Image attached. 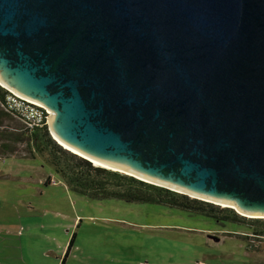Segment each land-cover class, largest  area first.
<instances>
[{
    "label": "water",
    "instance_id": "1",
    "mask_svg": "<svg viewBox=\"0 0 264 264\" xmlns=\"http://www.w3.org/2000/svg\"><path fill=\"white\" fill-rule=\"evenodd\" d=\"M0 84L92 164L264 218V0H0Z\"/></svg>",
    "mask_w": 264,
    "mask_h": 264
},
{
    "label": "rangeland",
    "instance_id": "2",
    "mask_svg": "<svg viewBox=\"0 0 264 264\" xmlns=\"http://www.w3.org/2000/svg\"><path fill=\"white\" fill-rule=\"evenodd\" d=\"M17 119L3 122L15 131ZM249 228L165 206L89 199L68 190L42 158H0V264H264V239Z\"/></svg>",
    "mask_w": 264,
    "mask_h": 264
},
{
    "label": "trees",
    "instance_id": "3",
    "mask_svg": "<svg viewBox=\"0 0 264 264\" xmlns=\"http://www.w3.org/2000/svg\"><path fill=\"white\" fill-rule=\"evenodd\" d=\"M5 93L7 91L0 87V158H7L10 155L20 159L42 158L68 190L89 199L159 205L199 214L214 219L218 223L250 225L251 233L264 239V219L246 218L238 215L231 208L219 209L212 203L189 198L184 194L143 182L132 176L96 166L57 144L50 136L46 124L29 129L19 120L22 128L10 131L3 121L8 117H15L1 106ZM44 184H49L48 179L44 181ZM218 213L223 215L219 216ZM72 241L73 236L66 253Z\"/></svg>",
    "mask_w": 264,
    "mask_h": 264
},
{
    "label": "built area",
    "instance_id": "4",
    "mask_svg": "<svg viewBox=\"0 0 264 264\" xmlns=\"http://www.w3.org/2000/svg\"><path fill=\"white\" fill-rule=\"evenodd\" d=\"M0 87L7 91L1 102V106L6 112L21 120L29 129L44 124L48 125L49 116L52 115V112L27 98L19 96L1 84Z\"/></svg>",
    "mask_w": 264,
    "mask_h": 264
},
{
    "label": "bare ground",
    "instance_id": "5",
    "mask_svg": "<svg viewBox=\"0 0 264 264\" xmlns=\"http://www.w3.org/2000/svg\"><path fill=\"white\" fill-rule=\"evenodd\" d=\"M1 85H2V84H1ZM4 87H5V86H4ZM54 139H55V140L57 141V143H59L64 149H68V150H70V151H72V152H74V153H77L78 155H81V156H83V157L86 158V156H84V155L78 153L77 151L71 149L70 147H68L67 145H65V144L62 143L61 141H59L56 137H54ZM91 161H92L93 164L96 165V166H100V167H103V168L105 167L106 169H112V170H114L113 168H111V167H109L108 165H105V164H103V163L97 162V161H95V160H91ZM188 194H190V193H188ZM191 196H194V195L191 194ZM221 205H222L223 207H224V206L232 207L231 205H227V204H223V203H221Z\"/></svg>",
    "mask_w": 264,
    "mask_h": 264
},
{
    "label": "crops",
    "instance_id": "6",
    "mask_svg": "<svg viewBox=\"0 0 264 264\" xmlns=\"http://www.w3.org/2000/svg\"><path fill=\"white\" fill-rule=\"evenodd\" d=\"M50 182H52V183H55L54 181H52V179H51V181H50ZM50 182H49V183H50ZM62 184H63V183H62Z\"/></svg>",
    "mask_w": 264,
    "mask_h": 264
}]
</instances>
